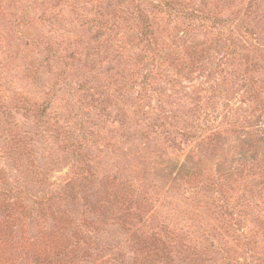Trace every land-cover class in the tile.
Masks as SVG:
<instances>
[{
    "label": "rangeland",
    "instance_id": "1",
    "mask_svg": "<svg viewBox=\"0 0 264 264\" xmlns=\"http://www.w3.org/2000/svg\"><path fill=\"white\" fill-rule=\"evenodd\" d=\"M49 43L123 64L113 85L66 67L56 77L63 64L48 59L42 90L51 82L59 90L47 114L60 130L92 134L97 176L130 181L158 218L176 217L185 227L222 224L232 235V258L262 264L264 152L254 145L263 148L264 0H0V102L13 93L44 95L24 69L46 64ZM78 85L93 103L80 92L65 101ZM79 104L81 122L72 115ZM14 120L32 124L21 114ZM43 146L36 144L39 152ZM65 162L55 176L68 171L71 159ZM114 230L106 239L128 260V236Z\"/></svg>",
    "mask_w": 264,
    "mask_h": 264
},
{
    "label": "trees",
    "instance_id": "2",
    "mask_svg": "<svg viewBox=\"0 0 264 264\" xmlns=\"http://www.w3.org/2000/svg\"><path fill=\"white\" fill-rule=\"evenodd\" d=\"M135 12L145 24V14L139 9ZM70 46L49 43L43 57L46 64L25 67L33 89L44 95L13 93L8 104L0 102V264H243L232 258V235L222 224L210 229L200 224L185 227L176 217L158 218L156 211L147 212L130 181L119 174L97 176L98 155L90 150L95 145L91 133L78 130L75 134L67 130V124L60 130L62 125L52 123L47 110L59 89L51 82L42 90L49 73L48 59L50 64H63L56 77H62L66 67L73 74L79 69L96 72L98 79L116 85L123 73L119 58L116 66L112 60L81 56ZM101 48L102 44L93 51L98 53ZM86 91L78 85L68 91L65 101L77 99L80 92L93 103ZM15 114L32 118V124L14 120ZM72 115L82 121L80 104ZM260 127L257 130L263 131ZM260 139L263 148L254 145V151L264 152V136ZM40 142L47 146L39 152L36 144ZM67 158L71 159L68 171L55 176ZM11 169L16 172L13 178L8 176ZM112 229L127 234L133 251L128 260L125 253L112 250L111 240L106 239ZM257 259L264 264V258Z\"/></svg>",
    "mask_w": 264,
    "mask_h": 264
}]
</instances>
